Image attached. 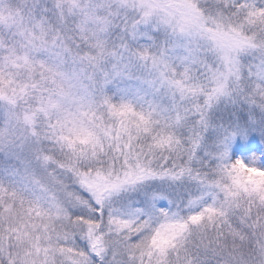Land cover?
<instances>
[{
    "label": "snow or ice",
    "instance_id": "1",
    "mask_svg": "<svg viewBox=\"0 0 264 264\" xmlns=\"http://www.w3.org/2000/svg\"><path fill=\"white\" fill-rule=\"evenodd\" d=\"M0 264H264V0H0Z\"/></svg>",
    "mask_w": 264,
    "mask_h": 264
}]
</instances>
